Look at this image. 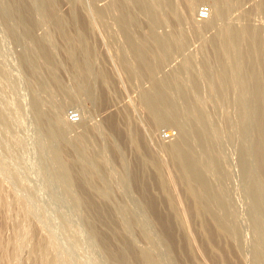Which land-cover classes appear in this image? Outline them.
<instances>
[{
	"label": "rangeland",
	"instance_id": "374dc122",
	"mask_svg": "<svg viewBox=\"0 0 264 264\" xmlns=\"http://www.w3.org/2000/svg\"><path fill=\"white\" fill-rule=\"evenodd\" d=\"M22 1L21 10L14 7L6 16L11 1L0 0V264H144L143 252L158 264H264V94L259 128L255 83L247 75L255 67L264 85V0H153L160 20L155 30L175 44L157 75H177L185 95L176 88L172 95L185 103L182 113L192 136L200 132L210 148L194 142L206 167L202 176L215 190L213 199L212 190L207 196L211 217L199 212L187 192L199 184L184 182L171 163L168 148L179 128L154 124L146 108L143 91L152 80L115 21L116 0L57 2L68 28L87 36L91 71L82 87L58 25L43 14L40 0ZM110 2L114 9L96 13V7ZM201 6L213 10L212 27L198 17ZM140 14V24L133 26L138 37L150 29L147 14ZM231 26L261 28L262 40L253 34V41L228 42ZM42 37L63 89L34 52ZM39 110L64 128L71 177L55 154L62 143L49 134ZM71 111L79 114L78 122L71 121ZM165 131L172 138L166 139ZM241 155L247 173L240 168ZM82 165L102 192L91 189ZM165 177L175 207L163 188ZM219 201L226 208H216ZM214 217L232 230H219ZM38 242L42 249L36 248Z\"/></svg>",
	"mask_w": 264,
	"mask_h": 264
},
{
	"label": "bare ground",
	"instance_id": "6f19581e",
	"mask_svg": "<svg viewBox=\"0 0 264 264\" xmlns=\"http://www.w3.org/2000/svg\"><path fill=\"white\" fill-rule=\"evenodd\" d=\"M10 1L11 2H9L7 9L4 10V13L6 14V16L9 13H10L9 15H12L11 13L14 12L13 11L14 7H18L17 9H19L20 7H22V3H23L22 0H10ZM40 1H41V7H42L43 14L46 15L50 20H52L53 22H55L58 25V27L60 29L59 31L62 34V36L64 37V39H65L64 41H66V43H67V46H66L67 47V57H68L67 59L69 60L71 67L74 70V74L77 78L76 82H78V85L80 87L84 86L86 84L85 80L88 76V73H90V71H91V69H90L91 63H90V55H89V44L87 41V36L85 35L83 30H81V29H77V30L72 31L70 29V27L68 28L65 18H64V21L66 23H64V21H62L63 18L60 17V15L58 14V11H57L58 0L57 1L56 0H40ZM224 2H225V0H224ZM226 2H227V0H226ZM112 3H114V2H112ZM131 3H132V5H131ZM153 3H154L153 0H116V2L114 3L116 6H114L110 2V4L107 3L105 6L98 7V8L96 7L97 12L96 11L95 12L97 14L98 13L101 14V16H102L103 13H105V12L108 13L109 10H111L113 6L115 8L117 7V10L114 9V7H113V9L117 12H114L112 10L113 14L117 13L116 14L117 17L114 14L115 17L117 18V20H115V17H114V20L121 27L122 31H124V33L128 39L127 42H129L130 47L132 48V52L134 53V55H136L135 57L137 58V61L139 62V60H140L141 66H142L143 70H145L144 72L148 74V76L147 75L146 76L152 80V87L150 89L143 91V100H144V103L146 105V108L148 109V111L152 117V120L154 121V124H170V125H175L179 128V135L177 136V138L172 140L173 143L168 148V152H169L168 154L170 156V159L172 160L171 163L174 162L176 164L175 166H177V168L179 170L178 173H180L179 176H181L180 179L181 178L184 179L185 180L184 182L189 183L190 181H193L194 184L196 182L199 184L200 187L198 188V186L196 185V187H197V189H196L195 187H191L189 184L186 183L187 185L190 186L189 187L190 189L187 192L191 193L196 198V200H197L196 202L201 205V206L198 205L199 207H197V203L195 202V199H194V202L196 204L195 205L196 208H200V209H198L199 212L202 210L201 212L204 211L205 213H207V212L211 213L213 208H210V204H209L210 202L208 199V197H210V196L208 194L212 190V193H210L212 198H210V200L213 199L212 195L215 194V192H214L215 190H214V187L212 186V183H209V180L206 181L203 178L204 174L202 176V172L206 173V171H203L206 167L204 166L205 164L203 165L204 162H202L203 159H201L199 151L197 150V148L194 147V142L196 143L195 146L198 144L199 145L203 144V146L206 148H209V146L206 143H204L200 132L197 131L195 138L192 136V131H191L190 125L187 123L188 120H186V118H187V116H185L186 113H185V115L182 113V112H184L183 111V109H184L183 104H185V103L182 101V103H183L182 104L181 101H179V99H178L179 96L174 97L172 95L173 90L177 89L176 91H178V92L182 91L181 86H179V84L177 82L178 79L176 80V77H175L177 75H175L173 73L172 74L175 76L168 74L164 77H158V75H157V70L160 69V64H162L164 57L173 51V48H175L174 47L175 44H174V41L168 39L167 36H161L156 32L155 28L159 24L160 20H159V15L157 14ZM130 5L135 7L134 10H137L136 11L137 13L131 9ZM23 7H24V4H23ZM21 9L22 8H20V10ZM20 12L18 11V15L20 14ZM118 12H119V14H118ZM138 13L139 14L143 13L144 15L147 14L145 16H148V19H149V28H150L149 33H148V35H145V36L143 35L141 37L140 36L138 37V35L137 36L135 35L134 27H133L136 23H138V20H140L137 18L139 16ZM19 17H20V15H19ZM216 19L217 18L215 17L213 10L210 8L209 18L203 19L201 21H203L204 25L207 28V26L212 27L215 24ZM138 24H140V23H138ZM26 26H28V25H26ZM136 26H137V24L135 25V27ZM135 29H136L135 31H137V28H135ZM30 30H31L30 27H27L25 32L28 35H31V37H33V35H32L33 33ZM228 32H229L228 42H234V44H236V45H240L242 40L247 38V37L249 38V41L250 40L253 41V34L256 36V38L257 37L259 38L256 40V41H258V40H260L261 34H262L261 28H257V27L245 28V27L231 26L229 28ZM36 40H38V39H35L34 41L36 42ZM261 40H262V38H261ZM212 41L214 42V38ZM216 41L214 42V44L217 43ZM37 44H39V45L36 49H35L36 46H34V49L36 50L34 52L36 53L37 58L39 60L42 59L41 61L43 62V64H45L46 67L51 70L52 75H51L50 79L53 80L52 82H54L55 85H58L59 87H61L63 89V83L58 76L57 64H56V61H55V58H54V55H53L51 49L46 45L45 39L43 37H42L41 41L38 40ZM248 44L250 45V42ZM256 44H258V43L256 42ZM257 46H259V44ZM261 47H260V49H261ZM238 48H240V47H238ZM251 48L252 47H250V49ZM215 50H216V48H215ZM218 53H219V49H218ZM247 57H249V56H247ZM223 61H221L220 64H222ZM251 61H252V63H254V60H251ZM251 61H250V63H251ZM42 62H41V64H42ZM225 64H226V62L222 66L224 67ZM142 68H140V70ZM257 70L255 69V67L251 66V68L247 72V75L251 80L254 81V82L253 81L252 82L255 83V86L252 83V88L254 86V89L252 90V101H253V111H254L255 116H256L255 125H257L259 127L260 122L261 123L263 122V121H261V118H260V113H261L260 111H261L262 107H260L261 105L259 103H260V100L264 94V89H263L264 85L262 86V81H260V79H263V78H261L262 75L260 76V74H258ZM145 73L143 75H145ZM44 79H45V77H44ZM48 82H43V86L47 87ZM172 88H173V90H172ZM182 93H183V91H182ZM183 95H185V93H183ZM64 96H66L65 98H67L68 101H71L73 99L71 94H69L67 92H66V95H64ZM186 107L189 109V105L188 106L186 105ZM185 110H187V109L185 108ZM39 115H40L41 121L48 127L49 134L53 137H57L60 139L62 145L56 149L55 154H56V157L58 158L59 162L63 166L64 170L66 171L67 175L69 177H71L72 169H71V166L67 160V149H66L67 142L64 141V139H63V136L65 134L63 126L60 125L55 119H52L50 114L46 113L45 111L39 110ZM183 115L185 116V119L183 118ZM263 116H261V117H263ZM82 117H83V115H82ZM262 125H264V123H262ZM259 128H258V130H260ZM263 134H264V132H263ZM240 163H241L240 168H242L244 172H246V171L248 172L249 165H248V162H247V159L245 156L241 155ZM203 166L205 167L204 169H203ZM156 167H157V165H156ZM158 168H160L159 165H158ZM80 172L85 177V179L87 180L90 187L92 186L91 189L93 188L97 191L102 192L100 186L95 184L93 174L91 173V171L88 167L82 165L80 167ZM162 178H163V176H162ZM165 178L166 179L165 180L162 179L161 182H162V185L165 186L163 188L164 189L166 188V190H168L166 185L169 184V182H168L169 180H167V177H165ZM68 182H69V180H68ZM71 182H73V181H71ZM207 182L210 185L207 184ZM187 185H185V186H187ZM192 186H194V185H192ZM209 186L213 187V188L210 189ZM255 191L256 192H253L254 193V199L257 200L259 198L258 192H257V190H255ZM168 192H169V190H168ZM171 193L172 192H169L167 197L171 203V207L172 206L175 207V204H176L174 202L175 196L173 197V195H172L173 193L172 194ZM219 198H221V197H219ZM220 201H223V200L220 199ZM220 201H219V204L217 202V207H216V203L211 202V204H213V205L215 204L216 208H218L219 207L218 205H220L219 210H221L224 202L222 204H220ZM213 205H211V206L213 207ZM225 208H226V205H225ZM173 209H176V208H173ZM194 210H195V208H194ZM214 210H216V209H214ZM219 210H218V213H219ZM224 210H227V209H224ZM224 210H223V212H224ZM218 213L217 214L215 213L216 215L214 214L212 216L216 217L218 215ZM207 215L210 216L211 214L207 213ZM219 215H220V213H219ZM178 218L181 219V222H182L183 217L182 218L178 217ZM217 218H218V216H217ZM217 218H215L216 220L214 219L215 221H213V223L215 224V222H216L217 228L219 230L225 231L224 229H226L227 226L225 227L224 223ZM226 218H228V216H226ZM220 219H224V218L221 216ZM225 221H226V219H225ZM210 222H212V221H210ZM227 222H228V220H227ZM182 224H185V223H182ZM213 226H215V225H213ZM229 226L230 225L228 224V227ZM186 227H187V225H186ZM218 229H217V231H218ZM230 229L232 230V227ZM209 231H211V230H209ZM222 231H220L219 233H221ZM228 236H229V234H228ZM215 239L217 240V237ZM36 248L42 249L43 248L42 242H38L36 244ZM142 255H143V260H144L143 263L144 264H158L154 259L150 258L147 255V253L143 252ZM126 264H128V262Z\"/></svg>",
	"mask_w": 264,
	"mask_h": 264
},
{
	"label": "built area",
	"instance_id": "2783aa9c",
	"mask_svg": "<svg viewBox=\"0 0 264 264\" xmlns=\"http://www.w3.org/2000/svg\"><path fill=\"white\" fill-rule=\"evenodd\" d=\"M210 16V9L208 8V6H201L200 9L198 10V17L203 20V19H207ZM70 119L73 122H78L80 117L79 114L77 112L71 111L70 114ZM163 136L166 139H170L173 136V133L171 131H165L163 132Z\"/></svg>",
	"mask_w": 264,
	"mask_h": 264
}]
</instances>
